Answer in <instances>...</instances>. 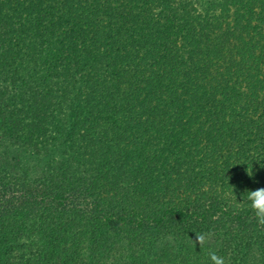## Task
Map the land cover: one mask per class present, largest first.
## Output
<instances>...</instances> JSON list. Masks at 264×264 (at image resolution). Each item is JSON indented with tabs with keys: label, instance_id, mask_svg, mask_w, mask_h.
Wrapping results in <instances>:
<instances>
[{
	"label": "trees",
	"instance_id": "16d2710c",
	"mask_svg": "<svg viewBox=\"0 0 264 264\" xmlns=\"http://www.w3.org/2000/svg\"><path fill=\"white\" fill-rule=\"evenodd\" d=\"M258 187L264 0H0V264H264Z\"/></svg>",
	"mask_w": 264,
	"mask_h": 264
},
{
	"label": "clouds",
	"instance_id": "9594fccd",
	"mask_svg": "<svg viewBox=\"0 0 264 264\" xmlns=\"http://www.w3.org/2000/svg\"><path fill=\"white\" fill-rule=\"evenodd\" d=\"M248 171V170H247ZM248 175L251 177V174L248 171ZM242 203H246L247 206L252 210L256 222L259 225H264V187H258L255 189H245L241 193ZM211 233H199L194 239V243L197 245L200 244V241L211 239ZM210 259L213 264H225L224 258L216 254L215 251L210 252Z\"/></svg>",
	"mask_w": 264,
	"mask_h": 264
}]
</instances>
